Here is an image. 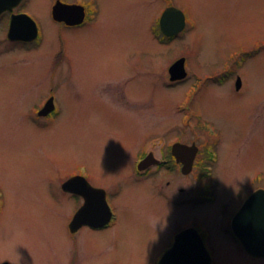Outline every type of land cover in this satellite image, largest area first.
<instances>
[{
  "label": "rangeland",
  "instance_id": "374dc122",
  "mask_svg": "<svg viewBox=\"0 0 264 264\" xmlns=\"http://www.w3.org/2000/svg\"><path fill=\"white\" fill-rule=\"evenodd\" d=\"M177 1L190 23L164 43L150 32L165 5L160 0H96L93 25L59 33L53 2L27 1L41 42H0L6 54L0 57V187L6 195L0 264H157L159 250L186 225V207L170 206L158 191L166 179L164 189H174L178 177L136 179L133 161L142 137L147 149L157 150L178 135L175 128L188 135V126L195 127L198 146L206 137L218 143L205 179L214 201L191 210L209 232L214 264H264L225 233L227 212L256 187L264 189V0ZM3 26L7 33L8 20ZM59 34L66 56L56 63ZM180 57L188 77L168 87L166 69ZM230 63L242 80L239 93L234 76L222 86L210 82ZM198 77L211 79L190 96ZM48 86L56 89L60 115L38 130L31 109L46 99ZM79 164L94 187L121 193L113 199L114 226L73 238L65 221L78 203L62 196L59 184Z\"/></svg>",
  "mask_w": 264,
  "mask_h": 264
},
{
  "label": "flooded vegetation",
  "instance_id": "af4514ba",
  "mask_svg": "<svg viewBox=\"0 0 264 264\" xmlns=\"http://www.w3.org/2000/svg\"><path fill=\"white\" fill-rule=\"evenodd\" d=\"M27 1L28 0H18L15 1V8L11 12L5 11L0 13V42L3 41L5 38L7 40V44L17 45V44H23L28 47H31L34 45H38L41 42V29L40 26L37 24V22L33 19V17L30 15L29 11H27ZM53 2L52 8H51V18L55 22L57 26L58 33L59 31L64 30H74V29H80L87 27L89 25H93L97 18L99 17V8L97 6L96 0H51ZM164 6L162 5L159 15L153 17V25L150 26V32L151 35L159 42H171L174 39L178 38V36L173 37H166L162 33L159 27V19L162 15V13L167 9L171 7H175L177 9H180L177 3H175L177 0H160ZM175 1V2H174ZM61 3L65 5H75L82 8L84 17L80 24L77 25H68L66 22H58L53 19L52 16V10L56 3ZM178 2V1H177ZM175 3V4H174ZM181 10V9H180ZM182 11V10H181ZM19 16V15H26L29 18H31L37 26L38 35L36 40L25 43V42H13L10 41L7 38V33H4V26L3 21L4 19L8 20V27H9V21L11 19V16ZM185 15V14H184ZM185 19L187 22V17L185 15ZM62 34H59L60 37V44H61V50L62 52L58 54L56 63L60 60V58H64L66 56V50H65V44L64 40L62 39ZM9 42V43H8ZM2 43V42H1ZM0 43V57L5 54V48ZM179 59V58H178ZM172 61L166 71L168 74V87L177 85L180 82H183L188 77V71L186 69L187 75L183 80H176L171 81L170 80V74H169V68L171 65L176 61ZM186 64V63H185ZM237 66V65H236ZM239 67V66H238ZM186 68V66H185ZM232 74L231 77L229 75ZM234 76V90L236 81L238 79L239 74L236 73V68H233V63L228 64L220 73L218 76L213 78L210 82H214L218 85H223L226 83L229 79H231ZM228 77V78H227ZM198 81L195 83V88H193V91L190 96L193 94L195 95L196 91L199 89V85H202L203 83L206 84L208 80L211 79V77H205L202 79V77L197 78ZM202 79V80H201ZM202 83L200 84V82ZM198 84V85H197ZM162 85V84H161ZM198 88V89H197ZM46 99L41 104H33L31 113L34 112V118L33 124L38 130L47 129L52 126L53 122L56 121L57 117L60 115V110L56 106V89L53 86H48L46 89ZM240 90H236V93H239ZM123 98L125 97V94H121ZM120 96V95H119ZM122 98V99H123ZM190 99H193L190 97ZM125 103V99L123 100ZM190 101V100H189ZM193 102V101H192ZM188 103V102H187ZM126 105V104H125ZM46 107V113L40 114L41 110ZM127 107V106H126ZM176 108L180 109L179 102L176 104ZM188 108V107H187ZM183 110V109H182ZM191 110V108H188V113ZM33 111V112H32ZM190 114V113H189ZM188 114V116H189ZM187 116V118H188ZM174 128V127H172ZM188 130V135L180 136V133L185 132H179L177 128H175L176 133L178 135H174L170 138V140L166 144H161L157 150L153 149H147V136L142 137L140 148L136 152L135 159L133 161L132 166V173L134 178L139 180H146V179H155L157 178L161 173L165 174L166 177H169V173L173 174L174 176L178 177L179 180H177L176 184L174 185V189L168 190L164 189L167 187H170V182L165 180L164 185L162 182L160 183V186L158 187V191L160 195H164L163 197H167V203L169 205H174L176 207H186L183 214L187 216L186 225L179 228L175 233H172L171 236V242L169 245L164 246L162 249H160L157 253V264L160 263V261L163 259L165 254L174 246L176 243V238L179 234L192 230L197 238L199 240L200 245L202 246V251L204 254H208L211 258V263L213 262V257L211 254V250L208 246L210 236L208 235V230L201 225L200 220L196 221L194 218V214L191 213V210L196 206L203 203H212L214 201V187L212 186V183L210 181L205 180L206 178H209L210 173V165L211 162H214L215 157V148L218 145L217 142H209L207 141L208 137H206L205 142L202 144V146H198L193 139V135L195 132L194 126H188L185 127ZM184 129V128H183ZM174 130V131H175ZM185 130V129H184ZM172 130V132H174ZM144 132V130L142 131ZM176 145H181L184 149L193 150L192 148L197 150V155L195 156L193 160V167L191 169L184 167V162H186V157L182 154H180L174 147ZM179 147V146H178ZM139 164H142L141 169H139ZM131 166V163H130ZM74 171L70 172L64 179L60 181L59 187L62 192V196H68L70 200H73L78 203L76 208H74L73 214L70 217V219L65 221V227L68 230L71 237H75L80 231L84 229H88L91 231H104L107 229H110L112 226L115 225V222L117 220V214L113 205V199L117 197L121 191L117 188H114L113 190H104L101 188L94 187L89 179V175L87 174V168L82 166V164L77 165L73 168ZM197 169V172H196ZM131 171V167H130ZM196 173L198 174L197 178L199 179V185H201L200 190L197 191L195 189V179H196ZM77 178V193L69 192L63 189V184L67 181ZM180 183L183 185V187H180ZM258 188H255L250 192L249 195L245 197V199H241L240 206L231 213V215L227 212L226 217L229 219V227L226 229L225 233L230 235L233 240L238 244L240 249H242V252L251 260H259L264 262V258L260 257H254L250 255L243 247L241 241L236 237V235L232 231V220L235 217V215L238 213V211L243 206L244 202L247 200V198ZM198 192V193H197ZM181 196V197H180ZM238 198L240 196L237 194ZM5 193L0 187V216L3 214V210L5 207ZM65 200V199H64ZM65 206V205H64ZM79 214V221H82L81 226L75 229L74 231H71L70 224L75 219L76 215ZM230 216V217H229ZM3 264V263H1Z\"/></svg>",
  "mask_w": 264,
  "mask_h": 264
},
{
  "label": "water",
  "instance_id": "95a60500",
  "mask_svg": "<svg viewBox=\"0 0 264 264\" xmlns=\"http://www.w3.org/2000/svg\"><path fill=\"white\" fill-rule=\"evenodd\" d=\"M15 1L18 0H0V13L9 11L11 12L15 8ZM52 16L55 21L66 22L68 25L80 24L83 20L84 13L81 7L75 5H65L56 3L52 10ZM185 17L183 13L175 8H167L161 15L159 20V26L165 36H173L180 33L185 28ZM7 37L10 41H22L32 42L37 37V26L33 20L26 15L15 16L12 15L10 19L9 29ZM185 59L180 58L175 61L169 68L170 80H182L186 77ZM241 86V81L238 78L236 81V89ZM46 113V107L41 110L40 114ZM179 145L174 147L177 148ZM194 148V147H193ZM196 150V149H195ZM142 164L139 165L141 169ZM63 189L69 192L77 193V178H73L63 184ZM78 213L75 219L70 224L71 231L76 228L74 225L79 221ZM255 216L264 217V190H258L253 193L244 203L241 210L235 215L232 220V230L237 238L241 241L244 249L254 257H264V227L256 225ZM243 224L244 228L251 230L245 233L236 232L235 222ZM262 228V229H261ZM188 234V231L179 234L176 238L174 246L165 254L159 264H187L182 262V250L185 245L183 240ZM259 242V243H258ZM180 254V257H179ZM193 254L201 258L200 260L204 264H210V260H207L202 251V246L199 240L194 245ZM209 259V258H208ZM8 264V263H4Z\"/></svg>",
  "mask_w": 264,
  "mask_h": 264
},
{
  "label": "bare ground",
  "instance_id": "6f19581e",
  "mask_svg": "<svg viewBox=\"0 0 264 264\" xmlns=\"http://www.w3.org/2000/svg\"><path fill=\"white\" fill-rule=\"evenodd\" d=\"M171 8H175V7H171ZM177 9V8H175ZM184 31V29L180 32L182 33ZM178 33L177 36L180 34ZM175 36V35H173ZM187 75V72H186ZM193 150H188V149H184L183 147H181V145H179V147H177V151L182 154V156L184 155L186 157V162H184V167L191 169L193 167V160L195 158V156L197 155V150H195L194 148H192ZM197 172V169H196ZM253 218H256L255 221L257 222L256 225L260 226V224L264 225V217L262 216H255ZM82 221H78L74 227L77 229L78 227L81 226ZM244 225L241 224V220L239 222H235V228H236V232L239 233H245L247 231H249V233H251V230L248 228H244ZM264 226H262L263 228ZM261 228V229H262ZM233 231V230H232ZM192 230L188 231V234L185 236L184 240H183V244L185 245L184 249L182 250V262H185L187 264H204L199 258L198 256L193 254V250H194V245L197 241V238L195 237L194 233H192ZM234 233V232H233ZM264 236V235H263ZM237 237V236H236ZM259 243V242H258ZM205 258L207 260H210L211 263V258L210 256L207 254H204ZM180 257V254H179ZM257 257V256H256ZM209 258V259H208ZM260 258H264V257H260Z\"/></svg>",
  "mask_w": 264,
  "mask_h": 264
}]
</instances>
